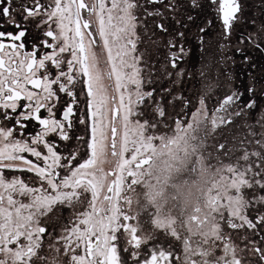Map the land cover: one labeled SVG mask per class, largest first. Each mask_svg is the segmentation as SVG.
<instances>
[{"label": "rangeland", "instance_id": "374dc122", "mask_svg": "<svg viewBox=\"0 0 264 264\" xmlns=\"http://www.w3.org/2000/svg\"><path fill=\"white\" fill-rule=\"evenodd\" d=\"M95 2L99 28L90 31L100 46L85 37L93 129L76 122L79 111L70 130L56 121L51 137L67 133L57 147L27 146L0 129V160L27 154L51 173L0 164V251L15 246L7 240L17 229L30 238L17 244L18 264H45L42 255L48 264H109L110 250L116 264H264V0L249 3L254 13L238 20L227 49L207 15L195 28L207 21L209 34L194 36L191 50L180 25L177 45L171 31L148 25L141 43L132 25L128 45L122 0ZM92 133L93 164L75 168ZM79 176L93 186L75 185ZM93 232L100 240L87 254ZM0 264L14 263L3 255Z\"/></svg>", "mask_w": 264, "mask_h": 264}, {"label": "flooded vegetation", "instance_id": "af4514ba", "mask_svg": "<svg viewBox=\"0 0 264 264\" xmlns=\"http://www.w3.org/2000/svg\"><path fill=\"white\" fill-rule=\"evenodd\" d=\"M81 1L84 6L79 7L77 0L78 14L81 20L89 21V27L92 30L91 27H96L95 0ZM252 1L198 0L199 3L196 7L194 0H185V2L184 0L182 2L180 0H122V30L126 39L124 42H128V45L132 43L130 41L133 36H130V32L133 30L132 25L135 26L134 32L138 33L139 43L145 42L142 29L144 30L148 25L151 29L155 27L158 30L171 31L172 37L174 34L173 44L177 45L178 26L180 25L185 28L181 31V43H185L186 50H191L190 40L194 42V36L209 34L210 25H207V21L198 29L195 28L199 25L197 23L202 24L208 15L214 16L215 34L219 36L227 49L228 40L232 31L235 30L234 27L238 20L243 18L246 10L250 14L254 13L249 6ZM113 3L112 9H116V2L113 1ZM112 17H116V14ZM66 18L64 0H0V129L13 132L15 141H24V133L35 129L30 123L37 121L34 116L43 121L44 124L39 121L37 123L44 126L47 125L46 121L49 120V117L57 111V105L54 102V98L56 99L54 86H56L55 80L64 72L67 62ZM136 19H142L137 22L138 27L135 23ZM92 44L100 46L97 42ZM175 58L179 60V57ZM86 60L88 62L87 55ZM171 62L173 61L171 60ZM14 95L18 97L16 98ZM111 100H114V97H111ZM112 104L116 106L115 101ZM117 116L118 109L112 121L111 112V126L115 127V132L113 145H110V140L109 145L111 153L115 156L117 153V127L114 124ZM140 161L142 162L141 158ZM86 165L88 162L83 163L81 167L89 168ZM20 169L22 170V168ZM40 169L44 173L47 172L44 167ZM78 181L81 182L76 181L75 185L92 184V182L89 183L90 181L87 182L86 177L83 176H80ZM28 226L30 227L29 224ZM129 230L133 234L134 229L131 226ZM2 231L5 230L2 229ZM11 233L7 241L15 246L11 247L8 252L0 251V256L5 255L8 259H13L14 264H18L20 246L17 244L22 239V241H30V238L26 232L24 233L28 237L23 238L21 234H18L17 229H12ZM4 239H7L6 235L1 234L0 250L5 246ZM138 240L139 238L135 236V241ZM113 253L110 250L109 264H116ZM45 258L46 255H42L40 263L48 264ZM142 264H153V262L150 260V262Z\"/></svg>", "mask_w": 264, "mask_h": 264}, {"label": "built area", "instance_id": "2783aa9c", "mask_svg": "<svg viewBox=\"0 0 264 264\" xmlns=\"http://www.w3.org/2000/svg\"><path fill=\"white\" fill-rule=\"evenodd\" d=\"M64 1L66 4V13H67L66 24H68V30H67L68 33L66 40H67V45L69 46H67V62H66L65 70L61 74V76H59L55 80L56 86H54V95L56 96L55 103L57 105V111L54 115H51L49 117V120L46 121L47 125L45 124L44 126H41L40 124L37 123V121L30 122L31 126L35 127V129L28 133H24L25 138L23 139L24 140L23 142L27 146H33L34 144L44 143V142L50 146H54V147L59 146L60 142L65 141V137H67V133L65 134L60 132L59 139H55V136L54 138L51 137L52 131L57 130L56 121H61L65 123L67 128L70 130L74 125L73 117L75 118L76 117L75 115L79 116L80 112H84L85 116L83 118L78 117V119H76V122L80 123L85 118V120H87L88 128L91 127L93 129L94 107L92 105L93 104L92 98L94 96V87L91 84L88 62L86 60V55H87V46L85 48L86 32L82 25V20L77 11V0H64ZM77 98H80V101H78ZM94 143H95V137L93 136L92 133L85 142L86 157L83 160L80 159L77 160V166H75V168H80L83 163H87V162L88 165L86 166L89 167L92 166L95 156ZM9 158L10 159L12 158L11 160L20 161L26 166H28L27 169L31 173H34L37 168L40 169L41 167H43L34 158L28 156L27 154L26 155L18 154L13 157H4L3 159L0 160V164H3L4 161H7L6 159L9 160ZM23 159L27 160L28 162ZM71 159H74V156H72ZM73 162H69L70 163L69 165H73L72 164ZM140 163L143 164L144 162L140 161ZM15 167L18 168V166ZM50 174L51 173L49 171H47L46 173L41 172L40 176L42 177L43 175H50ZM52 175L56 177L61 176L59 174V171L55 168ZM79 177H77L76 179L77 182H81L78 181ZM86 181L89 182L90 180L86 178ZM99 240L100 239L98 237L97 232H93L91 237L88 236L85 243L86 253L88 252L90 254L92 250L97 247Z\"/></svg>", "mask_w": 264, "mask_h": 264}, {"label": "water", "instance_id": "95a60500", "mask_svg": "<svg viewBox=\"0 0 264 264\" xmlns=\"http://www.w3.org/2000/svg\"><path fill=\"white\" fill-rule=\"evenodd\" d=\"M78 4H79V7H82L84 6V3H82L81 0H78ZM82 25L87 33V35L89 36V38L92 40L93 43L94 42V38H93V34L92 32L90 31V23L87 19L85 20H82ZM16 98L18 97L17 95H14ZM116 112H117V107L114 105L113 108H112V121L114 120L115 116H116ZM34 119L39 121L41 124H44L43 121L39 120L37 116H34ZM110 131H111V134H110V141H111V146L113 145V137H114V132H115V127L112 125L111 128H110ZM146 161V159H143L142 162Z\"/></svg>", "mask_w": 264, "mask_h": 264}, {"label": "trees", "instance_id": "16d2710c", "mask_svg": "<svg viewBox=\"0 0 264 264\" xmlns=\"http://www.w3.org/2000/svg\"><path fill=\"white\" fill-rule=\"evenodd\" d=\"M224 144H225V141H222V142L219 143L218 147L221 146L220 148H223V147H224V146H223Z\"/></svg>", "mask_w": 264, "mask_h": 264}]
</instances>
